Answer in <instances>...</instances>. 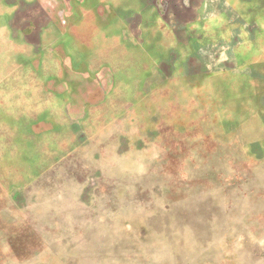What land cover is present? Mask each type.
Returning <instances> with one entry per match:
<instances>
[{"label": "rangeland", "instance_id": "obj_1", "mask_svg": "<svg viewBox=\"0 0 264 264\" xmlns=\"http://www.w3.org/2000/svg\"><path fill=\"white\" fill-rule=\"evenodd\" d=\"M255 151L264 0H0V264H217L178 198ZM255 166L227 193L262 214Z\"/></svg>", "mask_w": 264, "mask_h": 264}, {"label": "crops", "instance_id": "obj_2", "mask_svg": "<svg viewBox=\"0 0 264 264\" xmlns=\"http://www.w3.org/2000/svg\"><path fill=\"white\" fill-rule=\"evenodd\" d=\"M77 40H79V38ZM77 40L76 47L87 50V46L85 44L79 45L80 41L84 43V40ZM91 54H93V52H91ZM249 156L250 159H247L244 163H242V169L249 168L248 170L252 171V169L256 168L255 165L259 163V159L263 157L264 154L260 155L259 152L255 151L251 152ZM233 164L235 163H231L232 166ZM232 166L231 168L221 167L219 169L210 167L207 169L204 168L203 174L198 175L200 177L197 178L192 172L191 175H188L190 178H187L186 186L188 188V194L184 198L179 196L178 202H181L184 199L188 200L191 207L192 202H196V200L198 202V199L199 201L203 199V204L207 208H205V206L203 207L205 211L206 209L208 210V214L202 218V223L206 224L208 227H206V229L210 232L212 239L211 242H214L213 237L222 236L224 238L223 243L219 245V251H221V253L219 261L216 262L217 264H243L242 260L245 257L244 253L247 256L251 255L255 258V263L253 264H264V213L259 214V206H251V208H241L239 206L238 209L237 205L233 202L232 197L227 193L229 187L236 186L238 190L237 193L239 194H247L246 190L242 189L244 186L249 187V194H252V192L256 191V189L252 188L254 183L252 182V178H250L251 176L248 171L246 172L242 169L241 171H238L235 167L233 170ZM248 182L250 185H243ZM219 192H221L224 197L216 201L215 197H217V194L219 195ZM252 207H256V209L253 210ZM261 208L264 211V205L261 206ZM227 219H232L230 221L231 225L229 226L225 225ZM241 222L246 226L242 225ZM238 223L241 225H237ZM221 224L222 227H216V225ZM242 240H244V242H242ZM247 243L252 246L251 251L248 253L245 251L244 247ZM206 251L207 249H205V252ZM207 257L206 263L213 264V262L210 261V254H208ZM248 262L251 264L250 261Z\"/></svg>", "mask_w": 264, "mask_h": 264}]
</instances>
